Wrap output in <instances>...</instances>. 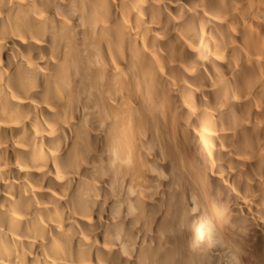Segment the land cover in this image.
<instances>
[{
  "label": "bare ground",
  "instance_id": "6f19581e",
  "mask_svg": "<svg viewBox=\"0 0 264 264\" xmlns=\"http://www.w3.org/2000/svg\"><path fill=\"white\" fill-rule=\"evenodd\" d=\"M0 264H264V0H0Z\"/></svg>",
  "mask_w": 264,
  "mask_h": 264
},
{
  "label": "clouds",
  "instance_id": "9594fccd",
  "mask_svg": "<svg viewBox=\"0 0 264 264\" xmlns=\"http://www.w3.org/2000/svg\"><path fill=\"white\" fill-rule=\"evenodd\" d=\"M193 202L195 203L196 201H195V197L193 198ZM191 211H195V209H192Z\"/></svg>",
  "mask_w": 264,
  "mask_h": 264
}]
</instances>
